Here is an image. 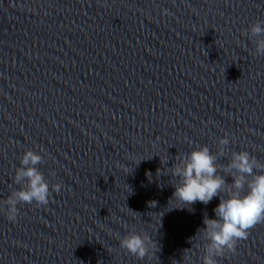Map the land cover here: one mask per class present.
<instances>
[{
    "label": "clouds",
    "instance_id": "obj_1",
    "mask_svg": "<svg viewBox=\"0 0 264 264\" xmlns=\"http://www.w3.org/2000/svg\"><path fill=\"white\" fill-rule=\"evenodd\" d=\"M170 14L168 9H161V15ZM245 35L254 44L255 54L264 56V20L250 24ZM230 143L225 134L218 139L215 153L207 145L197 146L169 168V176L176 178L175 183H170L175 189L170 200L190 207L197 202L207 205L219 197V204L213 209L215 218L205 216L204 227L198 230L205 241L201 264H217V258L226 252L235 253L237 243L246 240L251 229L264 222V163L246 150L231 151L227 163H220ZM43 163L44 156L33 149L25 150L20 157L13 176V183L19 187L4 201L9 221L17 220L18 205L47 206L52 193L59 194L64 187L62 183L50 184L40 170ZM117 239L119 246L137 259L143 260L151 251L152 241L145 234H117Z\"/></svg>",
    "mask_w": 264,
    "mask_h": 264
}]
</instances>
